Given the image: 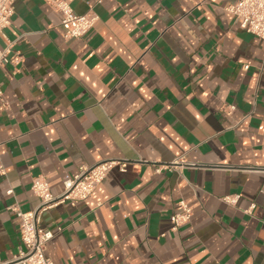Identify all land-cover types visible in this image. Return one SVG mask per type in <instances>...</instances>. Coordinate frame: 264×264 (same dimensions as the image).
Returning a JSON list of instances; mask_svg holds the SVG:
<instances>
[{"label": "crops", "instance_id": "obj_1", "mask_svg": "<svg viewBox=\"0 0 264 264\" xmlns=\"http://www.w3.org/2000/svg\"><path fill=\"white\" fill-rule=\"evenodd\" d=\"M65 1L99 16L85 37L66 40L45 0L17 1L0 33V261L19 264L11 207L39 205L34 178L59 195L81 166L123 160L43 216L54 264H264V41L236 0ZM178 158L199 166L156 172ZM181 201L193 217L172 231Z\"/></svg>", "mask_w": 264, "mask_h": 264}, {"label": "built area", "instance_id": "obj_2", "mask_svg": "<svg viewBox=\"0 0 264 264\" xmlns=\"http://www.w3.org/2000/svg\"><path fill=\"white\" fill-rule=\"evenodd\" d=\"M19 0H0V33L11 25V19L15 13V4ZM61 15V27L64 30L66 40L81 39L96 25L99 16L93 8L86 14H77L71 5L65 0H45ZM114 2L116 0H109ZM103 0L97 1L101 4ZM227 12L233 15L240 28L250 34L257 36L264 41V0H236L230 5ZM12 44L2 49L0 48V68L6 66L12 58ZM7 104L0 92V108ZM231 110L234 107H230ZM127 161L109 160L94 166H81L79 172L74 176H67L63 180V191L59 195H54L51 185L46 178L37 177L32 182V192L38 197L39 205L32 211L24 212L18 205L11 207L15 213L21 239L22 247L16 261L19 264H54L51 258L46 255L47 245L54 239L56 233L45 229L42 224L43 216L66 203L72 207L82 201L87 200L94 191L101 185L110 172L119 168L121 172H126ZM196 163L186 162L183 158L176 159L173 163L160 166L156 169L160 173L164 169L180 170L185 167L196 168ZM0 173L4 174V169L0 167ZM13 194V190L8 191ZM240 195H228L222 200L224 203L236 206L240 200ZM255 209L253 204L245 213L252 215ZM193 217V209L185 202L179 203V211L171 216L172 231L188 225ZM62 230L59 228L58 232ZM0 264H4L0 261Z\"/></svg>", "mask_w": 264, "mask_h": 264}]
</instances>
